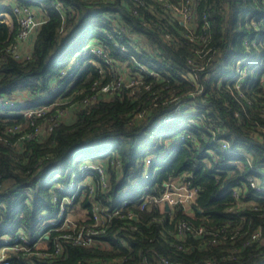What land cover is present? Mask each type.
<instances>
[{
	"label": "trees",
	"instance_id": "trees-1",
	"mask_svg": "<svg viewBox=\"0 0 264 264\" xmlns=\"http://www.w3.org/2000/svg\"><path fill=\"white\" fill-rule=\"evenodd\" d=\"M39 1L10 0L47 18L27 56L11 53L18 20L0 21V97L15 104L0 102V236L39 238L52 258L11 252L9 263L264 264V192L238 189L249 176L264 188V47L244 46L264 34V0H56L59 13ZM92 42L126 65L82 56ZM59 96L49 110H32ZM177 101L189 113L163 121ZM85 161L105 169L104 184L96 169L79 174ZM73 173L75 184L89 179L63 207L77 219L48 230L43 222L58 212L50 190ZM182 176L194 200L167 212L153 200ZM139 194L149 197L142 211ZM125 197L121 214L105 211Z\"/></svg>",
	"mask_w": 264,
	"mask_h": 264
},
{
	"label": "built area",
	"instance_id": "built-area-1",
	"mask_svg": "<svg viewBox=\"0 0 264 264\" xmlns=\"http://www.w3.org/2000/svg\"><path fill=\"white\" fill-rule=\"evenodd\" d=\"M32 2L39 3L41 6H43L42 2H40L39 0H32ZM51 4L54 6L55 10L58 11V13L63 11V8L60 7L61 4L59 2H56V0H51ZM5 7H9L11 12L1 10L0 11V21L1 22H10V20L13 17H15L18 20L19 25H20V29L16 35V44L12 47L11 53L14 57H17V58L20 56L25 57V56H27V53L29 52L30 40H31L30 37L32 36L34 31L47 18H44L43 16H39L35 12V9L31 6L19 5V4L13 3V2L10 3V0H1L0 1V8H5ZM46 15H48L47 12H46ZM183 18L185 20L188 19L186 17H183ZM101 24L104 26L108 25L105 20H102ZM114 25H115V21H111V26L108 25L107 27H110L112 30H114V32L116 30H123L122 28L115 27ZM99 31L103 32L106 36H111V34H110L111 32L109 33L107 30H101L100 29ZM26 41L28 42V44L26 46V49L24 50L23 49V43ZM244 46H246L247 48H254L256 50H258L259 47H264V34H261L259 32V33H255L254 35H252V37L246 36L244 38ZM121 50L124 51L125 48L121 47ZM81 55L84 57L88 56V55L95 56L99 60L102 59L108 65H113V62H114L116 64L118 63L119 66H122V65L124 66V65H126V62H127V60L116 62L112 58L110 59L108 55L104 54L103 48L101 46L97 45V42H92V43L88 44L82 50ZM73 63L78 64V60H76L75 57L72 59V64ZM239 72H241L240 69H238V73ZM60 74H61V77L64 76L63 72H60ZM135 76H137V75L135 74ZM217 76H218L217 73L212 72V73L208 74V80H211L212 78H215ZM125 77H126V75H122L120 77V79H124ZM222 79L226 82H231L233 80H236L237 76L236 77H230V75H227V76H223ZM73 84H74V82H71L69 84V86H72ZM235 84L238 85L239 82H236ZM118 86H119V82L104 86L101 90L103 92L111 93ZM54 89H57V87H55ZM61 97L62 96H59V98L58 97L55 98L54 101L53 100H51L49 102L45 101V103L41 107H39L37 109H32V110H38L41 113L43 111L49 110V108L54 103H56L58 101V99H60ZM0 102H4L6 106H15L14 102L5 96L0 97ZM188 106L189 105L187 103H182L181 101H177L175 103L173 114L165 115L162 118V120L168 121V120L172 119L174 117V115H182V113L188 114L189 112H182V109L186 108ZM30 111L31 110H26V112H30ZM38 131L39 130L35 131L36 132L35 135L38 133ZM184 137H185V135L181 134L176 141L178 142V141L182 140ZM219 143L221 144V147L223 149L228 150L227 149L228 143L225 140L221 139ZM146 162L148 164H150L151 159L146 158ZM87 165L88 164H85V166H83V164H81L79 166V171H80L79 174H82V171H85L87 168L96 169L98 171V174L100 175V179L102 181V184H104L105 169H103L101 166L90 165V167H89V165L88 166ZM260 171H259V173L264 175V169H260ZM76 176H77L76 173H73L71 175V177L68 180L67 187L64 186L62 183L58 182V183L54 184V187H53L54 190H53V188L50 190L51 201H52V203H54L57 206V208L61 206V202L63 201V199H66L68 197L66 194L67 191L73 189L72 192L74 195H77L80 193V191H79L80 186L84 182L80 183V184H75L74 178ZM57 178L58 177H54V180H57ZM184 179H185V177L182 176L178 181L168 180L167 182H165L163 184V190L161 191L160 196L158 198L154 199L153 202L157 203L158 205H160L163 208H164V205L167 204L168 209L164 208L167 212H170L173 208H175L176 206H179V205L188 207L192 203V201L194 200V197L196 195V189L190 187L189 182L187 180H184ZM245 181H246L247 185H245L244 183L240 184V187L238 189H244V188L249 186L253 190H255V192L257 194L264 192V188H261L260 186H258L256 179H254L252 176L247 177ZM60 192H64L62 197H59ZM234 194H235V197H237L236 192ZM58 198H61V199L58 200ZM131 201H132L131 198L127 199V197H125L121 200V202L119 204L113 205L110 209L106 208L105 211L106 212L110 211L114 214H121V211ZM148 203H149V197L142 196L141 194H139L138 205H137V206H139V210L140 211L144 210V208L148 205ZM3 208H6V205L3 202H0V213L3 210ZM58 210H61L60 212L64 213L63 214L64 217L66 216L65 210L63 209V207L58 208ZM126 214H129L130 217L132 216L131 212H127ZM44 215H46L48 217L49 213L48 214L45 213ZM59 222H61V224H63L62 223L63 220H61L60 218L59 219L57 218L54 221L53 218L48 217L47 220H45V224L48 226H51V227H49L51 229H48V230H53L55 228V230L58 231L60 228H57L56 226ZM63 226L68 227V226H72V224L70 222L69 225H67V226L63 225ZM183 230L191 231L192 228L189 226H186V225H182V231ZM43 231H45V229L40 230V233H43ZM203 232H204L203 228L196 229V233H198V234H201ZM44 238L48 239V236L46 235ZM89 242H91V240H89ZM44 248H45V243L43 242V240H39V238H38L35 241H33L32 238L28 237L26 234H24L20 231L16 232L12 236H7V235L0 236V264H10L9 260H8V255L11 252H15V253L26 252V255H34L36 257H40L43 259L52 258L51 253H48V252L44 253L41 251ZM56 251H58V247L56 248ZM160 263L161 264H172L168 260H166L165 258H160Z\"/></svg>",
	"mask_w": 264,
	"mask_h": 264
},
{
	"label": "rangeland",
	"instance_id": "rangeland-1",
	"mask_svg": "<svg viewBox=\"0 0 264 264\" xmlns=\"http://www.w3.org/2000/svg\"><path fill=\"white\" fill-rule=\"evenodd\" d=\"M27 44H28V42L26 41V42H24L23 43V49L25 50L26 49V46H27ZM254 62H257V60L256 61H254ZM254 62H251L250 63V65H252ZM70 64L72 65V62H70ZM249 64H248V67L250 66ZM63 72V71H62ZM66 115V118H67V114H65ZM84 155H85V153H79L78 155H77V157H76V160H78V159H80V158H82V157H84ZM143 162V164L145 165V167H149L150 165H151V163L150 164H148L147 162H146V158L142 161ZM82 164H83V166H85V164H89V165H91V163L89 162V161H85V162H82ZM148 175V168H145L144 169V176H147ZM55 177H57V176H55ZM84 183L83 184H85V183H87L88 182V179H85V178H83V180H82ZM82 184V185H83ZM80 188H81V186H80ZM73 189L72 190H69V191H67L66 192V194H67V198L66 199H63V201L61 202V206L60 207H58V208H62V207H64V204H66V203H71V202H73L74 200H75V198H77V196L79 195V194H77V195H74L73 194ZM79 191H80V189H79ZM60 203V202H59ZM61 210H58V212H57V216L58 217H56V218H53V220L55 221V219H61V220H63V224L62 225H69L70 224V222H73L74 220H76L77 218H75L76 217V215L75 214H67L65 217L63 216V214L64 213H61L60 212ZM75 215V216H74ZM45 224V221L43 222V225ZM57 225H59V224H57Z\"/></svg>",
	"mask_w": 264,
	"mask_h": 264
},
{
	"label": "water",
	"instance_id": "water-1",
	"mask_svg": "<svg viewBox=\"0 0 264 264\" xmlns=\"http://www.w3.org/2000/svg\"><path fill=\"white\" fill-rule=\"evenodd\" d=\"M164 208H165V209H168V206H167V204H165V205H164Z\"/></svg>",
	"mask_w": 264,
	"mask_h": 264
}]
</instances>
